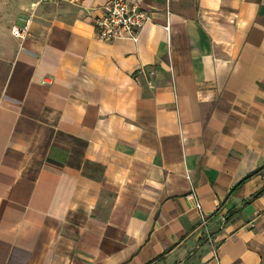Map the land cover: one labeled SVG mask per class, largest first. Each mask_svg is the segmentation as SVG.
<instances>
[{
  "label": "crops",
  "instance_id": "0c3cea01",
  "mask_svg": "<svg viewBox=\"0 0 264 264\" xmlns=\"http://www.w3.org/2000/svg\"><path fill=\"white\" fill-rule=\"evenodd\" d=\"M106 1L0 0V264H264V0Z\"/></svg>",
  "mask_w": 264,
  "mask_h": 264
},
{
  "label": "built area",
  "instance_id": "2783aa9c",
  "mask_svg": "<svg viewBox=\"0 0 264 264\" xmlns=\"http://www.w3.org/2000/svg\"><path fill=\"white\" fill-rule=\"evenodd\" d=\"M38 1L57 3L66 0ZM152 14L153 11L144 7L141 0H107L101 12L93 18V24L101 40L131 39L136 41L143 27L152 20ZM12 31L20 35L23 30L15 26ZM197 206L200 207L198 202ZM202 219L203 223H206L204 215Z\"/></svg>",
  "mask_w": 264,
  "mask_h": 264
},
{
  "label": "trees",
  "instance_id": "16d2710c",
  "mask_svg": "<svg viewBox=\"0 0 264 264\" xmlns=\"http://www.w3.org/2000/svg\"><path fill=\"white\" fill-rule=\"evenodd\" d=\"M264 166V165H262ZM262 168V167H261ZM251 174V173H250ZM250 174L246 175L243 179H241L235 186L234 188H236L244 179H246ZM263 191V189L259 190L257 193H261Z\"/></svg>",
  "mask_w": 264,
  "mask_h": 264
},
{
  "label": "water",
  "instance_id": "95a60500",
  "mask_svg": "<svg viewBox=\"0 0 264 264\" xmlns=\"http://www.w3.org/2000/svg\"><path fill=\"white\" fill-rule=\"evenodd\" d=\"M255 172V171H254Z\"/></svg>",
  "mask_w": 264,
  "mask_h": 264
}]
</instances>
